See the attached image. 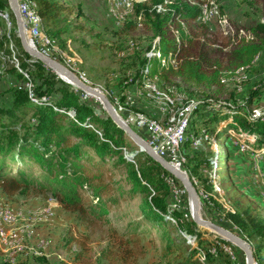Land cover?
<instances>
[{"label": "trees", "instance_id": "1", "mask_svg": "<svg viewBox=\"0 0 264 264\" xmlns=\"http://www.w3.org/2000/svg\"><path fill=\"white\" fill-rule=\"evenodd\" d=\"M32 1L37 6L43 34L50 42L51 58L60 62L64 60L63 51L59 49L66 48L64 36L70 37L74 33L92 35L94 29L88 28V22L74 26L83 15L79 10L73 14V9L64 0ZM204 1L135 2L120 28L112 32L104 29L96 35L101 41L110 42L111 50L124 51L123 43L114 46L115 39L118 41L138 28L151 34L146 38L139 37L133 43L132 39L129 41L128 52L121 59L125 62L123 73L107 83V97L112 104L116 96H120L119 102L125 104L126 94L140 91L145 83L166 91L180 84L190 90L204 89L210 93L213 100H206L203 104L215 112L198 120L195 115L201 108L198 106L183 141L184 154L191 151L186 154L183 171L189 175L195 188L197 171L201 166L211 169L214 154L205 160L201 157L203 152L198 154L192 145H199V140L195 139L199 138L200 129L208 132L211 122L216 127L213 136L217 140L221 133H226V139L231 138V129L254 138L250 146L260 151L264 160V114L255 118L246 112L253 104L264 103V80L250 87L247 96H242V104L215 100L225 87V79L240 72L248 73L255 60L264 54V14L263 21H253L234 36H229L219 28L213 30L214 24L205 22L203 6L206 10L211 5ZM248 1L249 6L258 4L257 0ZM6 3L1 0L0 8ZM219 14L222 15V9ZM106 35L113 39L109 40ZM11 42L18 50L16 57L22 73L14 68L12 61H8L10 65L6 64L7 70L0 77V194L11 198L24 195L32 188L44 191L63 211L75 214L83 221L87 215L101 219L111 207L138 199L140 208L136 217L121 233L112 232L120 249L119 264H137L138 258L145 255L140 240L142 234L148 235L150 242L163 244L160 259L165 264H208L210 255L205 250V257L198 258L204 240L192 237L196 226L191 217L184 219L186 214L183 211L170 208L172 191L166 182L169 174L143 152L127 159L130 155L125 157L123 153L126 136L102 108L90 97L84 99L80 90L59 80L41 63H35L22 51L19 42L15 44L12 39ZM81 43L85 46L83 39ZM0 51L6 57L11 55L5 38H0ZM21 79L32 80L36 96H46L38 97L46 101L38 106L32 105L25 91L15 89L19 88ZM10 80L12 87L8 85ZM229 117L232 122L219 130L217 126L228 121ZM231 151L227 149L224 155L226 168L232 161ZM217 162L219 156L216 153L215 173ZM117 169L125 172L122 182H112L107 176ZM119 183L128 186L127 190H123ZM203 183L209 184L210 178H205ZM177 185L180 187L178 182ZM243 192L247 194L245 189ZM229 202L234 210L228 214L230 227L237 228L236 233L251 245L257 264H264V217L254 216L249 206L237 200ZM171 218L183 232L191 235L189 241L166 230ZM158 229L162 235L153 236ZM211 257L216 264V254ZM33 261L48 264L43 258H33Z\"/></svg>", "mask_w": 264, "mask_h": 264}, {"label": "rangeland", "instance_id": "2", "mask_svg": "<svg viewBox=\"0 0 264 264\" xmlns=\"http://www.w3.org/2000/svg\"><path fill=\"white\" fill-rule=\"evenodd\" d=\"M123 1H125V4ZM143 1L145 0H64L66 5L73 9V14L79 10L83 15L81 20L74 26L88 22L90 24L88 28L91 27L94 31L92 30L91 36L78 33H74L70 37L64 36V40H67L66 48H59L63 51L64 60L61 62L56 61L73 72L82 82L99 89L107 96V83L113 82V78L115 79L118 74L123 73L125 62L121 59L128 52L129 41L132 39L133 43L139 37L146 38L151 34L138 28L121 36L118 41L115 39L114 46L123 43L122 48H126L124 51L111 50L109 47L111 43L101 41L96 35L104 29L112 32L120 28L123 19L131 12L132 4ZM257 1L258 4L255 6H249L248 0H205L204 2L210 3L211 8L205 10L206 18L203 13V19L209 24H214L213 30L216 31L219 28L223 34L234 36L238 30L248 26L251 22L263 21L264 0ZM126 3L128 4L126 5ZM6 6L10 9L8 2ZM220 7L222 15L219 14ZM203 9H205L204 6ZM11 16L13 24L10 38L17 44L19 41H17L15 20L13 15ZM71 18H74V15ZM0 28H3L1 21ZM41 35L44 36L42 28ZM106 36L109 40L113 39L110 35ZM71 38L75 41H69ZM82 39L85 46L81 43ZM54 46L56 50L57 45L55 42ZM14 51L17 53L15 47ZM47 70L54 73L49 68ZM58 79L63 81L60 77ZM261 80H264V54L255 60L253 68L248 73L240 72L235 77L225 79V87L215 100L222 103L242 104V96L246 97L250 87L260 83ZM133 97L151 102L153 106L159 109L162 108L163 104V108L171 114L177 107L181 105L188 106L191 102H195L201 108L196 114L193 113L192 118L195 114L198 120L203 117L206 118L210 112H215L212 107L203 104L206 100H213L210 98V93L204 89L190 90L179 84L170 91H166L155 85L153 86L151 83H145L138 93L131 94L129 92V94H126L127 104L119 102L120 96L114 98L113 106L121 119H123V114L125 116L130 111L139 112L132 107ZM91 99L101 107L97 100ZM118 106H121V108H118ZM246 112L248 115L258 118V116L264 114V103H255L248 107ZM201 116L203 117L201 118ZM230 122H232V117H229L228 121L217 127L219 130L223 129ZM191 123L192 121L188 129L192 126ZM128 126L136 132L132 125ZM199 126L198 128H201ZM215 128L214 122H211L208 132L204 131L203 128L200 129L199 138L195 139L199 140V145H192L193 150L198 154L203 152L201 157L205 160L206 158L209 159L211 154H214L210 161L211 169H204L201 166L194 178L195 189L200 200V215L202 219L218 224L238 235L236 233L237 228L230 227L228 214L234 212L230 200H237L243 205L249 206L253 210L254 216L264 217V166H261L263 157L260 151H257L256 148L254 150L250 146V142H254V138H247V136L237 134L235 130L231 129V138L226 139V133H221L220 139L217 140L213 136ZM137 133L144 140V135L138 131ZM124 146L126 148V150H123L125 157L138 153V148L127 138ZM227 149L232 150V161L226 168L224 155ZM241 151L255 153L253 158L255 160L251 161L248 156L249 160L247 159L246 164L243 165L241 163V159H243ZM216 153L219 156V162L216 163L215 173L213 162ZM186 154H191V151L190 153L186 152ZM107 176L111 177L112 182H122L125 179V172L122 169H117ZM207 177L210 178L211 188L209 184L203 183ZM246 180L249 183H246ZM179 185L182 190V185ZM120 186L123 190L128 188L125 184ZM250 187L252 188L250 189ZM244 189L248 195L243 192ZM139 208L140 201L138 199L125 201L118 206L111 207L106 216L101 219H95L87 215L83 221V219L79 220L75 214L63 211L44 191L32 188L24 195H16L11 198L0 194V212L9 213L14 218L12 224L0 223V233L3 237V239L0 238V264H12L14 262L35 264V261L32 262V260L37 257L47 260L48 264H119L120 249L114 241L112 232L116 230L121 233L125 225L136 217ZM170 208H172L171 210L183 211L186 214L184 219L190 216L186 195L182 197H178V194L173 195ZM43 211H46V213H42ZM41 213L46 217H43ZM166 230L172 231L177 236H179L178 234L183 235V233L187 235L180 229L178 223L175 225L171 220ZM161 235L162 231L160 229L154 231L153 236L160 237ZM195 236L204 240L202 243L203 248L200 247L203 250H198V258L205 257V250L210 255L208 264H213L211 256L215 254L216 264H245L242 252L240 251V253L235 246L225 243L216 234L199 229L196 226L192 237ZM140 240L144 246L145 255L138 258L137 264H165L160 259L161 250L163 249L162 243L158 241L150 242V237L146 234H142ZM185 243L188 245L187 242Z\"/></svg>", "mask_w": 264, "mask_h": 264}, {"label": "water", "instance_id": "3", "mask_svg": "<svg viewBox=\"0 0 264 264\" xmlns=\"http://www.w3.org/2000/svg\"><path fill=\"white\" fill-rule=\"evenodd\" d=\"M10 11L14 17L17 37L21 46L22 51L31 57L35 63H41L43 66L49 68L53 71L60 79L63 77L71 80L73 83H68L63 81L77 90H80L83 94L94 98L100 103L102 110L105 114L112 120L118 129H120L126 138L130 140L137 148L138 152H143L148 155L153 161H155L167 174L172 176L179 184L182 185L186 192L188 206L190 210V217L192 222L199 228L210 231L216 234L221 240L235 246L244 255L245 264H257L254 252L251 245L241 238L239 235L232 233L231 231L210 222L208 220L202 219L200 215V200L197 191L188 177L185 171L179 170L168 163L165 159L157 155L143 140L137 132H135L131 127H129L117 114L114 109L113 104L110 102L109 98L105 96L99 89L87 85L82 82L73 72H71L64 65L59 62L42 55L37 50L33 49L26 40L22 20L18 10L17 0H7Z\"/></svg>", "mask_w": 264, "mask_h": 264}, {"label": "bare ground", "instance_id": "4", "mask_svg": "<svg viewBox=\"0 0 264 264\" xmlns=\"http://www.w3.org/2000/svg\"><path fill=\"white\" fill-rule=\"evenodd\" d=\"M17 1H18L20 8H21L22 15H27L28 19H30L34 23V30H35L37 37H40V38L45 40V43L48 46V51L50 52V55H51L52 49L50 48V42L46 37L41 35V20L38 16L37 6H36L35 2H33L32 0H17ZM123 2L125 4V1H123ZM127 4L128 3H126V5ZM10 12L11 11H10V9H8L7 6H5L4 8H0V21L3 23V28H0V38H5V40L8 41V48H9V51L11 54L10 56L6 57L5 54L2 51H0V77H2L3 72L6 69V64L10 65V63H7L8 61H12L14 68L19 73H22L21 70L19 69V62L17 60L16 53L14 51V45L12 44L11 39H10V31H11V27L13 24L12 20H11ZM8 54L9 53H7V55ZM60 76L62 77V79L65 82L73 83L71 80L63 77L62 75H60ZM26 81H29V80H26ZM10 82H12V81L10 80ZM25 93L27 94V98L29 99L30 103L34 106L41 105L43 102L46 101V99L33 96V89H26ZM197 107H198L197 103L191 102V104H189L188 106L181 105V106L177 107L175 109V111L172 113L173 115L172 116H165L164 120H152V127L153 128H165V126H170L171 128H178V126H180L182 124L183 111L189 110L188 120L184 125H182L180 127V134L178 136H176V138L174 140V153H175L177 159L186 160V154H184V149H183V141L185 140L186 132H187L189 125H190V122L192 120V115L196 111ZM118 108H121V106H118ZM160 110L162 111V113L168 112L165 108H163V104H162V108H160ZM170 114H171V112H170ZM125 116H127V117H139L140 112H134V111L131 112L130 111V112L126 113ZM134 155H131L127 159L131 160L134 157ZM166 182L170 186V181L166 179ZM170 188L172 191V196L173 195L176 196L178 194L177 187H170ZM42 213H46V211H43ZM42 213H41V215L43 217H46ZM0 219H1V222H0L1 224L2 223L3 224H10V223L12 224L14 218H13V215L2 211V212H0ZM170 220L173 221L172 218ZM182 236L184 237V239L186 241H189L191 239L189 236L185 235L184 233ZM0 238L3 239L1 233H0Z\"/></svg>", "mask_w": 264, "mask_h": 264}, {"label": "built area", "instance_id": "5", "mask_svg": "<svg viewBox=\"0 0 264 264\" xmlns=\"http://www.w3.org/2000/svg\"><path fill=\"white\" fill-rule=\"evenodd\" d=\"M18 10L22 20L25 37L29 45L33 49L40 52L42 55L51 58L45 40L40 37H37L34 30V23L30 19H28L27 15H22V11L19 4H18ZM203 13L205 16V9H203ZM8 82H9L8 85L12 87V82L10 81ZM15 89L23 90V91H25V89H33V96H36L35 86H33L32 80L23 81V79H21L19 81V88H15ZM36 97H46V96H36ZM83 98L86 99V94H84ZM162 115H163L162 120H164V116H172L173 114L162 113ZM188 115H189V110L183 111L182 124L178 126V128H171L170 126H165V128H153L152 120H157V119L151 118L142 112H140L139 117H127L122 115L123 116L122 120L127 125H132L133 128L136 130V132L138 131L142 133L144 135L145 142L157 155L165 159L175 168L183 171V165L186 164V160L177 159L174 153V140L176 136L180 134V127L187 122ZM166 179L170 181V187H178V197H182L186 195L185 190L183 189L181 190V188L177 185V181L172 176L166 177Z\"/></svg>", "mask_w": 264, "mask_h": 264}, {"label": "crops", "instance_id": "6", "mask_svg": "<svg viewBox=\"0 0 264 264\" xmlns=\"http://www.w3.org/2000/svg\"><path fill=\"white\" fill-rule=\"evenodd\" d=\"M138 92L136 91V93H138ZM131 94H134V92H131ZM132 103H133V108L139 109L142 113L146 114L147 116L154 118V119H157V120L163 119V115H162L160 109L156 106H153V104L151 102H148V101H145L142 99H138V97L137 98L133 97ZM164 118H165V116H164ZM241 152H242L241 155L243 156V159H241V163H243V165L246 164L248 156L250 157L249 159H251V161L255 160V159H253L255 153L253 154V153L245 152V151H241ZM261 166L262 167L264 166V160L261 161ZM255 176H257V174H255ZM250 182H252V180H250ZM246 183H249L248 180H246ZM251 188L252 187H250V189Z\"/></svg>", "mask_w": 264, "mask_h": 264}]
</instances>
